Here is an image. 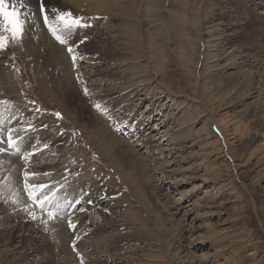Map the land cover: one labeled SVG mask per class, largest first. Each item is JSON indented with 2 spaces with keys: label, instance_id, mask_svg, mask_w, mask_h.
Returning <instances> with one entry per match:
<instances>
[{
  "label": "rangeland",
  "instance_id": "rangeland-1",
  "mask_svg": "<svg viewBox=\"0 0 264 264\" xmlns=\"http://www.w3.org/2000/svg\"><path fill=\"white\" fill-rule=\"evenodd\" d=\"M9 2L23 4L27 22L19 40L8 38L0 58V208L8 214H0V224L3 218L14 223L11 236L19 225V244L34 235L59 244L67 232L72 263L97 264L87 244L91 231L100 230L88 216L93 212L115 221L103 222L118 245L115 256L107 249L100 256L103 264H264V0ZM60 12L81 21L67 36L56 19ZM40 39L62 51V71L45 69L47 47ZM218 51L233 52L240 64L215 74L214 64L224 63L213 61ZM64 68L77 92L61 101L55 85ZM233 91L246 98L236 102ZM82 114L102 121L113 138L110 148L121 152L116 158L92 137L94 123ZM161 127H175L181 136L167 148L143 136ZM120 138L126 143L118 145ZM3 139H13L14 151ZM142 140L145 148L136 145ZM130 144L142 160L133 159ZM45 160L49 164L39 168ZM22 186L54 211L32 208ZM5 250L0 247V264L11 254ZM30 252L26 246L17 257L29 260ZM40 260L51 262L48 254Z\"/></svg>",
  "mask_w": 264,
  "mask_h": 264
},
{
  "label": "bare ground",
  "instance_id": "bare-ground-1",
  "mask_svg": "<svg viewBox=\"0 0 264 264\" xmlns=\"http://www.w3.org/2000/svg\"><path fill=\"white\" fill-rule=\"evenodd\" d=\"M75 2H77V1H80V0H74ZM93 1V0H92ZM98 2L100 1V0H97ZM122 1V0H121ZM125 1V0H124ZM73 2V1H72ZM74 2V3H75ZM106 2V1H105ZM119 2V1H118ZM10 3V2H9ZM100 3V2H99ZM107 4H108V2H106ZM113 3V2H112ZM73 4V3H72ZM260 4V3H259ZM114 5V4H113ZM120 7H121V5H120ZM249 11V10H248ZM100 12V11H99ZM26 15H24V17H25ZM26 18V17H25ZM31 18V17H30ZM35 19V18H34ZM33 19V20H34ZM50 19V18H49ZM27 23V22H26ZM32 23H33V21H32ZM35 23V22H34ZM30 25V24H29ZM28 26V25H27ZM34 26H36V25H34ZM33 26V27H34ZM43 26V25H42ZM31 27V26H30ZM27 29H28V27H26ZM36 28V27H35ZM38 28V27H37ZM32 29V28H31ZM263 30V29H262ZM28 31H31V30H29L28 29ZM38 31H39V29H38ZM35 32V31H34ZM31 33H32V31H31ZM34 34H36V33H34ZM34 34H31V35H34ZM39 35H38V37L39 38H43V36H42V34L41 33H38ZM41 36V37H40ZM37 37V38H38ZM38 38V39H39ZM97 40V39H96ZM39 41V40H38ZM39 42H42V43H44V45H46V49H47V51H46V53H44L43 51H41V50H39V51H41V52H43L44 54H46V56H47V60H49L48 61V63H47V66L45 67V69H47L49 66H53L54 68H55V66L56 65H58L59 67H60V71H62L63 70V68H62V66H61V62H63L64 64H65V62H66V59H65V56L63 55V53H62V51L59 49V48H57L56 46H52V44L51 43H49L48 41H46V39H40V41ZM26 43H27V45L29 46V49H28V52L30 53V51H31V48L33 47V37H29L27 40H26ZM15 44V43H14ZM40 46V45H39ZM44 48H45V46H43ZM40 48H42V47H40ZM237 48V47H236ZM5 50H7V48L5 49ZM4 49H2V50H0V58L1 57H6V56H2L3 54H5L4 52H6ZM38 50V49H37ZM234 50V49H233ZM35 52H36V50H34ZM239 51H241V50H239ZM237 52V51H236ZM40 53V52H39ZM38 53V54H39ZM42 53V54H43ZM97 53V52H96ZM232 53L233 52H231L230 51V53L229 52H224V51H222L221 53H219V51L218 52H216V53H214V57H213V61L214 62H218V61H224V63L223 64H220V63H216V64H214V70H217L218 72L217 73H215V74H220L221 73V75H223L229 68H233L234 67V65H236V63H239V62H236L234 59H231L232 57ZM43 54V55H44ZM100 54H101V52H100ZM241 54V53H240ZM6 55V54H5ZM40 55V54H39ZM246 55V54H245ZM248 56V55H247ZM250 56H253V55H250ZM246 57V56H245ZM43 58V57H42ZM241 59V58H240ZM248 59V58H247ZM46 60V61H47ZM58 60H60L61 62H58ZM101 60V59H100ZM96 61V60H95ZM244 61H245V58H244ZM249 61V60H248ZM122 62V61H121ZM167 62V61H166ZM236 62V63H235ZM250 62H252V61H250ZM255 62V61H254ZM257 62H258V60H257ZM46 64V63H45ZM103 64V63H102ZM240 64V63H239ZM249 64V63H248ZM63 65V64H62ZM101 65V64H100ZM99 65V66H100ZM246 65V64H245ZM45 66V65H44ZM66 66V65H65ZM99 66H98V68H99ZM102 66V65H101ZM108 66V65H107ZM252 66V65H251ZM115 67V66H114ZM66 68H64V71H63V75H61L60 77H61V83H60V86H57V85H55V90H56V92L58 93V94H55V96L57 95H59V97L62 99H60L61 101H63V100H65L66 99V97L68 96V93H70V92H72V91H75V92H77L76 91V89H75V84H73V82H72V79L69 77V75H68V73H67V70H65ZM112 69V68H111ZM48 70V69H47ZM56 70H57V68H56ZM49 71H51L50 70V68H49ZM48 71V72H49ZM52 71H53V69H52ZM60 71H58V72H60ZM88 71V70H87ZM108 71V70H107ZM107 71L105 72V74L107 73ZM112 71L114 72V70L112 69ZM98 72H99V70H98ZM102 72V71H101ZM159 72L160 73H163V72H165V73H167V71H165V69H164V67H160L159 68ZM100 73V72H99ZM165 73H163V74H165ZM92 74V73H91ZM96 74H97V72H96ZM104 74V73H103ZM104 74V75H105ZM110 74H112V73H110ZM90 75V74H89ZM87 76V75H86ZM93 76V75H92ZM99 76V75H98ZM108 76V75H107ZM109 76H111V75H109ZM121 76V75H120ZM246 76V75H245ZM88 77V76H87ZM94 77H95V75H94ZM94 77H92V78H94ZM105 77V76H104ZM120 78V77H119ZM91 79V78H90ZM123 79V78H122ZM94 81V80H93ZM101 81V80H100ZM244 81V80H243ZM131 82V81H130ZM242 82V81H241ZM98 83V82H97ZM56 84H58V80L56 81ZM95 84V83H94ZM105 84V83H104ZM144 84V83H143ZM93 86V85H92ZM98 86V85H97ZM95 88H96V86H95ZM104 89H105V87H104ZM110 89V88H109ZM114 89V88H113ZM53 91V90H52ZM137 91V90H136ZM106 92V91H105ZM108 92V91H107ZM111 92V91H110ZM54 93H55V91H54ZM101 93V92H100ZM107 94V93H106ZM118 94V93H117ZM232 94H234L235 96L233 97V98H235L236 99V102H240V101H242L244 98H246L245 96H242L240 93H238L237 95H236V91L234 92H232ZM50 97V96H49ZM122 97H124V98H126L125 97V95L124 96H122ZM244 97V98H243ZM71 98V97H70ZM54 99V98H53ZM69 99V98H68ZM57 100V99H56ZM59 100V101H60ZM123 100V99H122ZM140 101V100H139ZM58 102V101H57ZM63 103V102H62ZM135 104V103H134ZM64 105V104H63ZM148 106V105H147ZM87 111V110H86ZM91 112V111H90ZM87 113V112H86ZM87 116V117H86ZM86 116H83V114H82V117H84L85 119H88V121L89 122H92V123H94V127H95V131H94V134L92 135V137L93 138H97L96 140L100 143V144H102L103 145V147H105V150L107 151V153H110L114 158H116L117 157V155H115L114 153H117L118 152V154L119 153H121L120 151H117V150H115V149H113V148H110V146H109V141H113V138H111L112 136L110 135L109 137H107V134L109 135V133L107 132V130H106V127H104V125H103V123H102V121L100 122L99 120H97V118H95L96 120H97V123H96V121L94 120V119H92L91 118V116L89 115H86ZM93 117V116H92ZM95 117V116H94ZM83 122V121H82ZM156 125H157V123H156ZM155 126V125H154ZM89 127H91V125L89 126ZM36 128V127H35ZM34 128V129H35ZM175 128V127H174ZM173 127H166V128H158L156 131H154V129L153 130H151V132H150V134H149V136L147 135L146 136V134L145 133H143V136L144 137H146L147 138V140L148 139H150V140H154V142H153V144L154 143H159L157 146L159 147V148H162V147H164V148H167V142L169 141V142H173L174 140H175V138H178V137H180L181 135H179L177 132H179V129H174ZM109 131V130H108ZM161 134H165V135H163V136H160ZM64 135V134H63ZM95 136V137H94ZM139 136H142V132H139ZM157 136V137H156ZM42 137V136H41ZM40 137V138H41ZM156 137V139H154ZM44 139V138H43ZM4 140V139H3ZM126 139L124 138H120V139H117V141H119V143H118V145H121V144H123V143H126V141H125ZM162 140V141H161ZM164 140V141H163ZM4 142V141H3ZM149 142V141H148ZM152 142V141H151ZM5 144L4 145H6V147H8V143H6V142H4ZM57 143V142H56ZM51 144H52V147H50V148H54V146H55V140L53 139L52 141H51ZM141 145V146H143V148H145L148 144H146L145 142H143V140L139 143L138 142V144H136V145ZM182 144V143H181ZM180 144V145H181ZM3 145V147H5ZM128 145V144H127ZM131 145V144H130ZM136 145L134 146H132L131 145V147L134 149V160L135 159H138L137 157H139L140 158V160H142V157H141V155H142V152L140 153L139 151H140V149H138L137 147H136ZM1 146V145H0ZM26 146V145H25ZM27 147V146H26ZM170 147V146H169ZM186 146H185V143H183V149L185 148ZM1 148V147H0ZM56 148V147H55ZM4 149V148H3ZM2 149V150H3ZM7 149V148H6ZM139 150V151H138ZM147 150H148V148H147ZM56 151V150H55ZM58 151H59V149H58ZM166 151V150H165ZM170 151L172 152V153H174V152H176V149L175 148H172V149H169L168 150V153L166 154L167 155V157H168V155L170 154ZM3 153H4V151H3ZM60 153V152H59ZM157 153V152H156ZM165 153V152H164ZM4 154H6V153H4ZM29 154H31V153H29ZM61 154V153H60ZM161 154H163V153H161ZM10 155V154H9ZM57 155V154H56ZM5 156V155H4ZM27 156V155H26ZM32 156V155H31ZM58 156H59V154H58ZM8 157V156H7ZM24 157H25V155H24ZM61 157V156H60ZM60 157H58V159L60 158ZM129 157V156H128ZM28 158V157H27ZM56 158V157H55ZM55 158H47V159H49V160H52V159H55ZM29 159V158H28ZM57 159V158H56ZM159 159V158H158ZM139 160V161H140ZM148 160H149V158H148ZM42 161H44V160H42ZM38 162V164H40V166H38L39 168L41 167V166H43V165H48L49 163L45 160V162ZM54 161V160H53ZM138 161V160H137ZM172 162H174V163H176L177 161H172ZM174 163H171V164H174ZM178 163V162H177ZM134 164V162L133 161H130V163L128 164V165H130L129 167H132V165ZM50 166V165H49ZM53 166V165H52ZM52 166H50V167H52ZM166 166L167 165H164V166H162L163 168H164V171L167 173L168 171H166L165 169H166ZM36 167H37V165H36ZM35 167V168H36ZM46 167V166H45ZM43 169V168H42ZM34 170V169H33ZM35 170H37V168L35 169ZM130 170V169H129ZM76 171H77V169H76ZM179 171V170H178ZM132 172V171H131ZM179 172H181V170L179 171ZM187 173V172H186ZM119 174H121V173H119ZM169 174H171V173H167V175H169ZM181 174V173H180ZM132 175H136V172L134 173V171L132 172ZM172 175V174H171ZM133 176V177H134ZM170 176V175H169ZM184 176V175H183ZM84 177V176H83ZM76 179H77V177H76ZM78 179H80V178H78ZM43 180H45V179H43ZM87 181H89V180H87ZM86 181V182H87ZM137 182L139 183V181H138V179H137ZM148 182H150V181H148ZM147 182V183H148ZM84 183V182H83ZM55 184V183H54ZM88 185V184H87ZM87 185H86V188H87ZM79 186H81V185H79ZM82 186H84V185H82ZM97 187V186H96ZM22 188L23 189H21L22 190V192H24V194H28V193H26L25 191H27V189H24L25 188V186H22ZM85 188V189H86ZM160 188V187H159ZM98 189V188H97ZM158 189V188H157ZM76 191V190H75ZM87 191V190H86ZM91 191V190H90ZM94 192V191H93ZM100 193V192H99ZM98 194V193H97ZM100 195V194H99ZM28 196V195H27ZM94 197H95V195H94ZM93 197V198H94ZM90 198V197H89ZM157 198H158V202H159V200L160 201H162L161 203H160V206L161 207H165L166 206V202L165 201H163L164 199H165V196H163L161 193L160 194H157ZM103 199V198H102ZM162 199V200H161ZM80 200V199H79ZM92 201V200H91ZM93 202H95V201H93ZM45 203H47V201L45 202ZM169 203V202H168ZM92 204V203H91ZM86 205V204H85ZM110 205H112V204H110ZM95 206V205H94ZM113 206V205H112ZM83 207H84V205H83ZM82 208V207H81ZM109 208H111V207H109ZM85 209V208H84ZM97 209H99V208H97ZM101 209V208H100ZM172 209V208H171ZM85 210H87V209H85ZM81 211V210H80ZM91 211H93V209L91 208V207H88V213L89 212H91ZM98 211V210H97ZM113 211V210H112ZM96 212V211H95ZM103 212V211H102ZM88 213H84V215H87ZM93 213V212H92ZM90 213V215H88V216H90L93 220H96L95 222V227H99L100 228V230H98L99 232L98 233H96V232H92L91 231V234L90 235H88V239H89V241L87 240V238L85 239V237H84V239L86 240V241H88V243L87 244H89L88 245V247L89 248H93L92 250H95L94 252L96 253H94L97 257H95V262L97 261V262H99V263H97V264H103V262L104 261H106L107 259L106 258H102V259H100L101 257H103L105 254V250L107 249V250H110L111 252V255H114L115 256V251L117 250V244H116V240H115V238H113L114 236H116V235H114V234H112L111 232H110V230L109 231H103L104 230V226L105 225H111V226H113V222H115V221H113L111 218L112 217H107V216H104L103 214H101L100 215V217H98V216H96L98 213H96V215H95V213ZM0 214H6V217L5 218H7L8 217V214L5 212V210L3 209V208H0ZM76 214V213H75ZM74 214V215H75ZM5 216V215H4ZM13 217H14V215H12ZM16 216H18V215H16ZM23 216H24V214H23ZM80 216V215H79ZM114 217V216H113ZM117 217V216H116ZM115 217V218H116ZM1 218H3V217H1ZM19 219V218H18ZM21 219V218H20ZM79 219L81 220L82 219V216H81V218L79 217ZM92 219H89L88 218V220H91V221H93ZM9 220V219H8ZM27 220V219H26ZM2 221V223L0 224V247H3V250H5V252H10L11 254H8V255H5L6 256V264H30L31 262L32 263H35V264H42V262H41V260H40V258H45L46 256H47V254H48V257L50 258V260H51V262L49 263V264H65L66 262H68L69 264H71L73 261H72V256H71V253L69 252V250L67 249V242H68V240L71 238V236H70V234L69 233H67V232H64L63 234H61L60 236H59V238H60V243L59 244H56L48 235L47 236H45V237H37V235H34V234H32V235H34V236H31V237H27V239L26 240H24V242L22 241V243L21 244H19L18 242H20V241H18V239L20 238V231L23 229L22 227H18L19 225H17L16 226V230H15V234L13 235V236H11V234L12 233H14V226L15 225H13V224H9V222H8V224H6L5 222H4V218H3V220H1ZM10 221V220H9ZM14 221V220H13ZM23 221V220H22ZM22 221H21V225H22ZM29 221V220H28ZM98 221H100V224L98 223ZM17 222V221H16ZM94 222V221H93ZM105 223V225H103L104 223ZM112 222V223H111ZM85 223V222H84ZM20 224V223H19ZM24 224V223H23ZM25 225V224H24ZM28 225H30V224H28ZM34 225V224H33ZM11 226H13V227H11ZM27 227V226H26ZM31 227H32V225H31ZM35 227V226H34ZM39 227V226H38ZM87 227V226H86ZM36 228V227H35ZM34 228V229H35ZM85 228V227H84ZM37 229V228H36ZM83 229V228H82ZM86 229V228H85ZM103 229V230H102ZM109 229V228H108ZM25 230V229H24ZM26 230H28V229H26ZM39 231H40V227H39V229H38ZM43 230V229H42ZM41 230V232H43ZM32 231H33V228H32ZM35 231V230H34ZM23 232V231H22ZM27 232V231H26ZM41 232H38V234L39 233H41ZM124 232V231H123ZM19 233V234H18ZM33 233V232H32ZM46 233V232H45ZM44 233V234H45ZM28 234V233H27ZM42 234V233H41ZM43 234V235H44ZM123 235V234H122ZM22 236H23V233H22ZM25 236V235H24ZM30 236V235H29ZM82 241V240H81ZM41 242V243H40ZM84 242V241H83ZM38 243H40L39 245H38ZM43 243H45V244H43ZM9 244H11L10 246H9ZM14 244V245H13ZM27 244V245H26ZM82 244H84V243H82ZM82 244H79V245H82ZM86 244V243H85ZM26 246H28L29 247V249L31 248V252H30V256H29V260H28V258L27 259H20L19 257L20 256H18L17 257V254H18V251L20 250V249H24ZM10 247L12 248V249H10ZM83 247V246H82ZM85 247V246H84ZM88 248V249H89ZM120 248V247H119ZM84 249V248H83ZM88 249L87 250H85V251H88ZM121 249V248H120ZM84 251V252H85ZM89 251H90V249H89ZM89 253V252H88ZM88 253H87V257L89 256V257H91L90 255V253H89V255H88ZM107 253V252H106ZM101 256V257H100ZM107 256V255H106ZM105 256V257H106ZM117 256V255H116ZM86 257V258H87ZM111 257V256H110ZM119 258V257H118ZM90 259H92V260H94L93 259V257L92 258H90ZM113 259V258H112ZM47 260V259H46ZM85 260V259H84ZM48 261V260H47ZM87 261L89 262V258H87ZM92 262H94V261H92ZM108 262H109V260H108ZM46 263V262H45ZM44 263V264H45ZM74 263H76V262H74ZM74 263H72V264H74ZM47 264V263H46ZM67 264V263H66ZM106 264V263H105ZM108 264H125V263H123V262H120L119 260H115V261H110Z\"/></svg>",
  "mask_w": 264,
  "mask_h": 264
},
{
  "label": "snow or ice",
  "instance_id": "snow-or-ice-1",
  "mask_svg": "<svg viewBox=\"0 0 264 264\" xmlns=\"http://www.w3.org/2000/svg\"><path fill=\"white\" fill-rule=\"evenodd\" d=\"M23 4L21 7H17L15 3H9V0H0V50L7 46L8 38L11 37L13 41L19 40L25 31L24 14L22 13ZM40 11L43 13L45 11L44 5L41 4ZM56 19L62 24L65 36L71 33L74 27H79L81 24L80 18H75L71 13L60 12ZM45 23H48V17L45 15ZM6 34V35H5ZM62 44L66 43V39L57 37ZM70 43V41H69ZM67 51L73 53V47L69 46ZM73 61L75 62L76 57L73 55ZM59 116V113L56 114ZM12 141L9 140L11 145ZM27 175V173L25 174ZM43 187V186H41ZM43 202H41V206ZM50 219L53 218L51 213L49 214ZM36 217L33 215L32 219ZM71 226V225H70Z\"/></svg>",
  "mask_w": 264,
  "mask_h": 264
}]
</instances>
